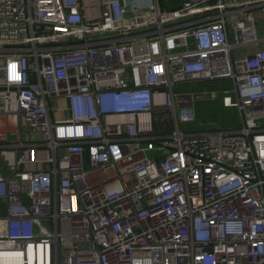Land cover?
Listing matches in <instances>:
<instances>
[{"label":"built area","instance_id":"obj_1","mask_svg":"<svg viewBox=\"0 0 264 264\" xmlns=\"http://www.w3.org/2000/svg\"><path fill=\"white\" fill-rule=\"evenodd\" d=\"M258 9L0 0V264H264ZM223 79L239 125L182 130Z\"/></svg>","mask_w":264,"mask_h":264},{"label":"rangeland","instance_id":"obj_2","mask_svg":"<svg viewBox=\"0 0 264 264\" xmlns=\"http://www.w3.org/2000/svg\"><path fill=\"white\" fill-rule=\"evenodd\" d=\"M255 16L258 21V38H264V11L258 9L255 11ZM217 97L214 99L199 100L194 105L195 120L188 124H181V129L184 131H209L210 129H227L237 127L239 118L234 108L233 103H229L231 97L224 95L223 91L229 87L228 80H219ZM224 88V89H223ZM174 90L177 93L190 91H203V84L196 81L181 82L174 85ZM54 105L58 108L54 100ZM26 138V137H25Z\"/></svg>","mask_w":264,"mask_h":264}]
</instances>
